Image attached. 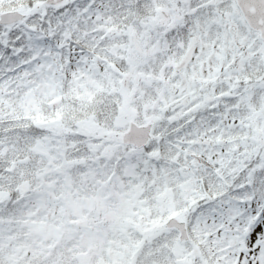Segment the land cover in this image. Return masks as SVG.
Returning <instances> with one entry per match:
<instances>
[{
	"label": "snow or ice",
	"instance_id": "obj_1",
	"mask_svg": "<svg viewBox=\"0 0 264 264\" xmlns=\"http://www.w3.org/2000/svg\"><path fill=\"white\" fill-rule=\"evenodd\" d=\"M0 264H264V0H0Z\"/></svg>",
	"mask_w": 264,
	"mask_h": 264
}]
</instances>
